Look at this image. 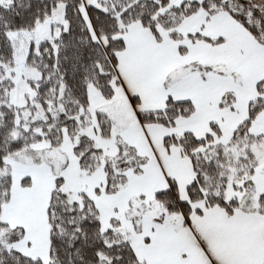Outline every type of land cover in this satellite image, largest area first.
Returning <instances> with one entry per match:
<instances>
[{
  "label": "trees",
  "instance_id": "obj_1",
  "mask_svg": "<svg viewBox=\"0 0 264 264\" xmlns=\"http://www.w3.org/2000/svg\"><path fill=\"white\" fill-rule=\"evenodd\" d=\"M62 3L66 28L52 42L32 44L27 55V65L41 74V80L32 86L36 90L35 101L46 111V120L32 123L25 130L17 126L18 111L10 103L14 83L7 78L6 69L13 60L14 49L9 33L35 30ZM170 3V0H100L98 6L88 7L89 21L98 40L82 13L83 0H12L9 8L0 3V264H43L8 249V245L18 242L23 235L21 230H11L1 221L2 207L10 200L12 186L6 162L9 156L42 141H49L53 148L61 147L66 130L74 142L73 150L81 170L91 172L104 161L107 193H115L124 186L125 170L131 168L141 173L145 160L136 155L133 147L118 141L116 157L107 159L93 139L79 135L80 129L88 126L89 88L93 85L107 100L115 95L116 58L125 49L119 36L127 27L138 23L157 40H161L158 30L162 28L172 39L181 41L176 29L188 17L201 9L210 16L226 12L264 46V16L241 0L193 1L180 7H171ZM189 37L209 43L222 42L200 35ZM99 39L106 40V46ZM181 52L186 53L185 49ZM194 67L198 71L203 68ZM257 92L260 98L250 104L247 121L237 128L228 145L215 144L212 136L199 140L191 133L165 139L167 148L178 146L190 159L195 174L188 188V202L178 199L175 183L171 189L155 195L168 214L189 220L192 204L202 203L209 209L221 208L229 216L236 210L264 216V194L255 198L253 183L259 167L255 147L264 146V135L250 134L252 123L264 110V81L257 85ZM133 101L135 106H141L139 98ZM235 101L236 96L228 93L222 107H230ZM59 106L62 109L58 111ZM194 111L190 101L169 99L165 110L140 111L138 117L143 125L172 128L177 120L192 116ZM96 116L101 136L110 138L112 123L101 113ZM211 129L219 135L216 125H211ZM62 182L58 180L59 188ZM29 184L28 179L23 181L24 186ZM229 184L242 192V198L226 199ZM48 220L51 264H140L131 243L121 234L114 230L103 232L98 211L84 194L74 201L67 193L56 190L49 202Z\"/></svg>",
  "mask_w": 264,
  "mask_h": 264
},
{
  "label": "rangeland",
  "instance_id": "obj_2",
  "mask_svg": "<svg viewBox=\"0 0 264 264\" xmlns=\"http://www.w3.org/2000/svg\"><path fill=\"white\" fill-rule=\"evenodd\" d=\"M170 1L171 7H180L186 2L193 1L202 3V0ZM241 1L264 16V0ZM99 2L100 0H83L81 9L89 22L95 40L97 36L89 21L88 7L98 6ZM0 3L3 7L9 8L12 0H0ZM64 13L65 4L62 3L58 5L52 17L38 25L35 30L9 33V41L14 49L13 60L6 69L7 78L14 83V89L10 93V103L18 111L17 126L25 130H28L32 123L46 120V111L35 101L36 90L32 86V83L41 80V74L37 69L27 65L28 52L32 44L39 46L46 41L52 42L61 34L66 28ZM209 17L212 16L201 9L185 19L176 29L177 34L182 37L179 45L189 51L186 58L191 63H189L191 67L187 71L194 69L193 66L199 63L203 67L202 76H206L211 70L216 73L229 71L228 65L223 62L206 60V58L203 60L195 56L196 48L189 36L200 35L213 41L221 39L210 35L213 23L208 22ZM158 31L165 44L169 34L162 28ZM99 41L106 46V40L99 39ZM187 59H178L180 61L176 66L179 68L170 74V83L180 79L186 73L180 62L181 60L185 62ZM89 97L88 126L81 128L79 135L93 139L96 147L107 159L116 157L117 142L121 141L133 147L136 155L143 158L145 163L142 165L141 173H135L131 168L125 170L123 173L126 178L124 186L115 193H107L104 161L91 172L81 170L74 154V142L66 130H64L61 147L53 148L49 141H42L33 144L28 150L9 156L6 162L12 186L10 200L2 207L1 221L11 230H21L23 235L18 242L8 245V249L20 252L25 257L43 264H51L48 206L52 194L58 189L67 193L74 201H78L82 194L88 196L98 211L103 232L114 230L131 244H135V234H138V230L135 232V229H139L138 226L143 216L159 218L164 213L163 223L165 225L172 223V227L177 232L182 230V225H187L184 224L185 218L168 214L155 199L157 193L171 189V184L175 183L178 199L188 202V188L195 178L190 159L183 153L181 154L176 146L172 145L169 148L165 146V136L172 137L170 135L172 130L158 124H152L150 127L155 129H146L143 126L151 125H139L141 122L138 121L141 106L137 107L134 104L139 110L137 114L130 108L117 110V105L106 106L109 103L104 102L114 97L110 100L105 99L93 85L89 88ZM146 104H152V102H146L144 107ZM60 108L62 109V106L58 107V111ZM106 111L113 117L110 118L111 120L103 114ZM97 113H101L112 123V135L108 139L101 136ZM14 137H18L17 132L14 133ZM255 152L261 162L264 157V146H256ZM26 179L30 182L28 186L23 185ZM59 179L63 181L60 188L58 187ZM255 194L257 195L256 189ZM235 197L242 198V192L235 189L233 184H229L226 199L231 200Z\"/></svg>",
  "mask_w": 264,
  "mask_h": 264
},
{
  "label": "crops",
  "instance_id": "obj_3",
  "mask_svg": "<svg viewBox=\"0 0 264 264\" xmlns=\"http://www.w3.org/2000/svg\"><path fill=\"white\" fill-rule=\"evenodd\" d=\"M210 21L213 23L210 35L220 37L222 42L192 39L195 56L223 62L229 71L211 70L206 76L195 69L187 71L191 67L186 58L189 51L181 52L185 48L179 45L180 40L167 34L168 41L164 44L162 38L157 40L148 29L135 23L120 36L125 49L116 58L118 84L114 87V98L104 102L109 103L106 106L117 105V110L130 108L137 114L135 97L141 101L139 109L143 112L164 110L169 99L190 101L195 110L193 115L177 120L170 135L181 137L191 133L199 140L212 136L215 144L228 145L237 128L247 121L250 104L260 98L257 85L264 81V46L226 12L209 17ZM179 58L187 59L180 62L186 73L170 83V74L179 68L176 66ZM194 66L202 67L199 63ZM228 93L234 94L236 101L230 107H222ZM146 102L152 104L144 107ZM108 113L103 114L113 118ZM213 124L219 135L212 131ZM143 127L155 129L150 128L152 125ZM250 134L264 135V110L252 123ZM253 183L256 196L263 195L264 157ZM192 210L180 232L172 223H163L164 213L159 218L142 217L139 229H135L138 230L135 244H131L140 264H264V216L242 210L229 216L221 208L209 209L202 203L192 204Z\"/></svg>",
  "mask_w": 264,
  "mask_h": 264
}]
</instances>
